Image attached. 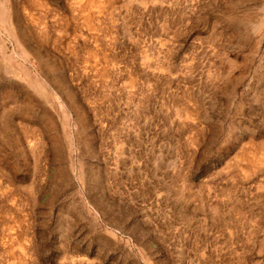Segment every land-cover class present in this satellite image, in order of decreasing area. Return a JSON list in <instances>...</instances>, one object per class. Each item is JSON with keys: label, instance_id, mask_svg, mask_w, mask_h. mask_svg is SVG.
I'll use <instances>...</instances> for the list:
<instances>
[{"label": "rangeland", "instance_id": "obj_1", "mask_svg": "<svg viewBox=\"0 0 264 264\" xmlns=\"http://www.w3.org/2000/svg\"><path fill=\"white\" fill-rule=\"evenodd\" d=\"M0 15V264H264V0Z\"/></svg>", "mask_w": 264, "mask_h": 264}, {"label": "bare ground", "instance_id": "obj_2", "mask_svg": "<svg viewBox=\"0 0 264 264\" xmlns=\"http://www.w3.org/2000/svg\"><path fill=\"white\" fill-rule=\"evenodd\" d=\"M1 16V15H0ZM41 88V87H40ZM45 92V91H44ZM46 94V93H45Z\"/></svg>", "mask_w": 264, "mask_h": 264}]
</instances>
